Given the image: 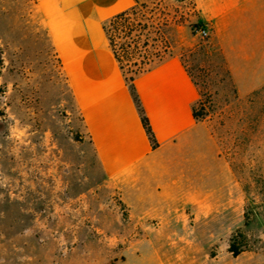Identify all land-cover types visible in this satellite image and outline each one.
<instances>
[{
	"label": "rangeland",
	"instance_id": "obj_1",
	"mask_svg": "<svg viewBox=\"0 0 264 264\" xmlns=\"http://www.w3.org/2000/svg\"><path fill=\"white\" fill-rule=\"evenodd\" d=\"M132 9L131 38L152 54L161 35L165 60L177 55L196 85L227 176L195 175L154 220L129 214L105 185L37 0H0V264H264V87L238 96L191 0ZM105 28L122 57L123 34ZM232 241L245 249L236 258Z\"/></svg>",
	"mask_w": 264,
	"mask_h": 264
},
{
	"label": "crops",
	"instance_id": "obj_2",
	"mask_svg": "<svg viewBox=\"0 0 264 264\" xmlns=\"http://www.w3.org/2000/svg\"><path fill=\"white\" fill-rule=\"evenodd\" d=\"M211 30L240 98L264 87V0H191ZM135 0H37L61 73L95 152L106 187L139 220L170 210L195 175L224 172L212 127L193 118L199 95L174 55L134 81L157 147L152 148L105 27ZM204 8V10H203ZM233 178V174H230Z\"/></svg>",
	"mask_w": 264,
	"mask_h": 264
},
{
	"label": "trees",
	"instance_id": "obj_3",
	"mask_svg": "<svg viewBox=\"0 0 264 264\" xmlns=\"http://www.w3.org/2000/svg\"><path fill=\"white\" fill-rule=\"evenodd\" d=\"M134 15V10L131 9L125 13H122L115 18H113L109 24L111 27L115 28L116 30H119L120 33L123 34L125 43L121 47V52L123 53V56L120 57L112 48L111 44L109 43L113 55L115 57L116 62L119 65V68L125 78V82L128 86V89L131 93V96L133 98V101L136 105V108L138 110L141 125L143 127V130L145 131V134L152 146L153 149L157 147V144L155 142L153 133L151 131L149 122L147 118L144 116L143 111L141 110L137 97L134 92V81L135 79L149 71L154 66L162 63L165 61L164 56L167 53V47H165V42L163 41V37L160 35V38L157 41H160L161 48L159 50H155L154 53L150 54L148 51H146L148 44L142 43L140 45L139 42V36H135L134 38H131V33L133 32L132 27L130 25V18ZM201 27V26H196ZM106 30V28H105ZM160 32H158V35ZM142 53V54H141ZM123 61L126 63V67H128L127 73L130 75L127 77L123 70ZM197 106H200L201 108L197 112ZM203 107L201 106L199 100L196 104V106L192 110L193 118L196 121H202L206 117L203 113ZM245 251L243 247L236 246L234 241L231 242L228 252L232 255V257L236 258L240 254H242Z\"/></svg>",
	"mask_w": 264,
	"mask_h": 264
},
{
	"label": "built area",
	"instance_id": "obj_4",
	"mask_svg": "<svg viewBox=\"0 0 264 264\" xmlns=\"http://www.w3.org/2000/svg\"><path fill=\"white\" fill-rule=\"evenodd\" d=\"M197 33L200 37H207L206 31L203 28H200Z\"/></svg>",
	"mask_w": 264,
	"mask_h": 264
}]
</instances>
